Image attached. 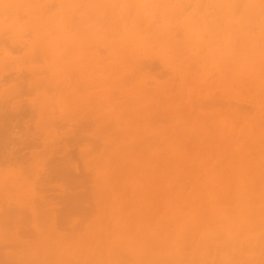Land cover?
Listing matches in <instances>:
<instances>
[{
  "label": "bare ground",
  "instance_id": "6f19581e",
  "mask_svg": "<svg viewBox=\"0 0 264 264\" xmlns=\"http://www.w3.org/2000/svg\"><path fill=\"white\" fill-rule=\"evenodd\" d=\"M173 262L264 264V0H0V264Z\"/></svg>",
  "mask_w": 264,
  "mask_h": 264
},
{
  "label": "rangeland",
  "instance_id": "374dc122",
  "mask_svg": "<svg viewBox=\"0 0 264 264\" xmlns=\"http://www.w3.org/2000/svg\"><path fill=\"white\" fill-rule=\"evenodd\" d=\"M155 64H156V65H155ZM159 64H160V65H159ZM153 65H154V66L149 67V69H147L146 71H148V72L151 71V74L154 76V79H155V80L157 79L158 81H168L170 78H171V79L173 78L172 75L170 74L171 72L169 71V69H166V67H165L164 65H162L163 67H161V63H160V62H158V61L156 62V61H155V62H153ZM157 66H158V67H157ZM159 66L161 67V69H160ZM164 67H165V68H164ZM151 68L153 69V71H152ZM157 68H158V69H157ZM162 69H163V70H162ZM164 69H165V70H164ZM167 70H168V71H167ZM161 71H162V72H161ZM153 72H154V73H153ZM157 72L160 73V75H159ZM162 73H163V74H162ZM166 74H167L168 76H166ZM157 75H158L159 77H158ZM162 75H163V77H162ZM164 75H165V76H164ZM158 78H159V79H158ZM160 78H161V79H160ZM237 88H238V87H237ZM217 91H219V92H217ZM241 91H242V89L238 88V91H236V92H237V94H239V93H241ZM213 93L215 94V95L213 94V95H214V101H212L213 99H212L211 101H210V99L206 100V101H208V103L211 102V104L214 103V102H216V104L214 103V104L211 105V106H210V104H209L210 108H208L207 102H206L205 104H204V103H197V104H196V108H199V107H201V106L203 105V106H202L201 108H199L198 110L201 111L203 114L205 113V114H206V118H207V117H213L212 114H213L214 112H218V111H219V113H224V114H227V113L229 114L230 112H237L238 114H240L241 112H242V114H244V113H249V108H251V107L253 108V109H250V112H251V111L253 112L252 114H255V113L258 112V110H256V109H255V108H254L249 102H247L246 100L239 99V98H236V97H230V98H229L228 96L226 97V96H225V92H223V90H221L220 88H215V90L213 91ZM219 94H221V95H219ZM218 95H219V96H218ZM164 96H166V94H163V95H162V97H164ZM216 97H217V98H216ZM218 97H219V98H218ZM24 99H26V97H23V99H22L23 101H22V102L25 101ZM164 99H165V98H163V100H164ZM229 99L231 100V101L229 102L230 104L228 103ZM20 100H21V98H20ZM163 100L160 99V102H163ZM216 100H218V102H217ZM222 100H223V101H222ZM241 100H242L243 102H242ZM233 101H235V103H237V101H238V105L234 104ZM184 102H187V101H184ZM223 102H225V103H223ZM24 103H25V102H24ZM217 103H218V107L216 106ZM227 103H228L229 105H228V106H225V107H226V108H225L224 105H227ZM232 103H233V104H232ZM239 103H241V104L244 105V106L242 107L241 104H239ZM198 104H199L200 106H198ZM222 104H223V105H222ZM231 104L234 105V106H232ZM245 104H246V106H245ZM247 104H248V105H247ZM219 105H220V106H219ZM230 105H231V107H230ZM235 105H236V106H235ZM249 105H250V106H249ZM197 106H198V107H197ZM240 106H241V107H240ZM247 106H249V107H247ZM182 107H185V105L183 104ZM203 107H204V108H203ZM213 107H214V109H213ZM221 107H223V108H221ZM236 107H237V108H236ZM246 107H247L248 110H246ZM206 108H208V110H206ZM240 108H241V109H240ZM212 109H213V110H212ZM216 109H217V110H216ZM218 109H219V110H218ZM232 109H233V110H232ZM238 109H239L240 111H241V110H242V111L240 112ZM194 110H196V109H194ZM194 110H193V111H194ZM24 111H26L25 108L23 109L22 112H24ZM196 111H197V110H196ZM196 111H195V112H196ZM203 111H204V112H203ZM245 111H246V112H245ZM255 111H256V112H255ZM243 112H244V113H243ZM196 113H197V112H196ZM23 114H24V113H23ZM205 114H204V115H205ZM257 114H258V113H257ZM28 115H29V114H26V117H24L25 115H24V116L21 115V117H18V118H17L18 122H17V121H16V122L19 123V124L22 122V123L24 124V122H27V123L30 122L29 120L33 121L32 117H31L30 115H29V116H28ZM166 115H167V114H166ZM166 115H163V116L165 117ZM163 116H161L160 119H163ZM22 117H24V118L22 119ZM28 117H29V118H28ZM30 117H31V119H30ZM25 118H26V119H25ZM167 118H168V120H167ZM170 119L172 120L171 116H169V117L166 116V117L164 118V120H163V121H166V122H162V123H163L162 125L165 126L166 128H171L172 125H173L174 123H173L172 121H169ZM210 119H211V122H214V121H215L214 118H210ZM167 121L169 122V124H168ZM22 123H21V124H22ZM30 123H31V122H30ZM170 123H171V124H170ZM172 123H173V124H172ZM31 124H32V123H31ZM31 124H29V125H31ZM14 125H16V124H14ZM81 126H82V125H81ZM81 126H79V128H76V129L79 130V129L81 128ZM167 126H168V127H167ZM31 127H32V125L30 126V129H31ZM75 127H76V126H75ZM75 127H74V128H75ZM77 127H78V126H77ZM82 127H83V126H82ZM33 128H34V125H33L32 129H33ZM87 128H88V127H87ZM32 129L30 130L31 132H32ZM84 129H86V128H84ZM90 129L92 130L91 127H90ZM19 130H20V129H19ZM74 130H75V129H72V128L69 129V128H67L66 131H69V132L72 131V133H70V134L68 135V138H69V139L66 138L67 136H65L64 141H65V139L67 140V142H66V143H67V148H68V150L70 151V152L68 151L69 153H67V154H69L68 156H72V157H73V158H72V161L75 160V162H73V163H75V165L78 166L81 160H80V158H79L78 155H77V150H78L77 147L79 148V145H80L79 143H80V142H82V144H83V143H85V140L87 141V140L89 139V138H88L89 136H93L94 133H95V131H94V127H93V130H92V131L89 130L90 132H89V131H85V132H84L83 129H80V130L83 132V133H82V132L79 130L82 134L85 133L83 136L87 135V133H88V135H87L88 137H87V136H86V138H85V137H82V134H81V136H80V137H81V140H79L80 138H77V139H78L77 141H79V142H76V144H75V143H74V142H75V139H76L75 136H76V134L79 136V133H80V132H79V133H76V134L74 135L75 131L78 132L77 130H75V131H74ZM87 130H88V129H87ZM234 130H235V134H237L238 129H235V128H234ZM33 131H34V129H33ZM93 131H94V132H93ZM31 132H28V133H31ZM61 132H62V131H60L59 133H61ZM92 132H93V133H92ZM22 133H23V132H22ZM20 134H21V132H19V135H20ZM33 134H34V132H33ZM92 134H93V135H92ZM25 135H26V134H24V135H22V136L25 137V138H26V137H28V138H27V140L24 138V139H25L24 141H25V143H26L25 145L22 144V145H24V147L18 145V146H20L19 148H22V151H24L25 149H26V150H27V149L29 150L30 148H34V146H35V148H36V147H37V148L40 147L39 145L42 143L41 140H40V141H41V143H40L39 140H37V138L34 137V138L37 140V142L40 143V144H37L36 142L34 143V140H35V139L33 140V139H32L33 137H32V135H31V140H32V142H30V141H31V140L29 139V138H30V135H28V134H27L28 136H25ZM34 135H35V134H34ZM78 136H77V137H78ZM19 137H21V136H19ZM23 137H21V138H23ZM36 137H38V136H36ZM71 137H72V138H71ZM236 137H237V135H236ZM87 138H88V139H87ZM92 138H94V136H93ZM28 139L30 140L29 142H30L32 145L28 144V143H29V142H28ZM38 139H39V138H38ZM22 140H23V139H21V142H22ZM73 140H74V141H73ZM27 142H28V143H27ZM73 143H74V144H73ZM77 143H78V144H77ZM27 144H28V146H26ZM82 144H81V145H82ZM85 144H86V143H85ZM29 145H30V146H29ZM73 145H74V146H73ZM83 145H84V144H83ZM83 145H82V146H83ZM198 145H199V142H197V146H198ZM37 148H36V149H37ZM40 148H41V147H40ZM40 148H39V149H40ZM70 148H72V149H70ZM74 148H75V149H74ZM181 148H182V147H181ZM217 148H218V147L215 145V146H214V152H213V153H215V152H216V153H215L214 157H216V156L218 155V151H217L218 149H217ZM36 149H33V151H35ZM39 149H37V150L40 151ZM41 149H42V148H41ZM20 150H21V149H20ZM26 150L24 151V153H22L23 156L26 155L27 153H30V151H32L31 149L29 150V152H28V150H27V151H26ZM37 150H36V151H37ZM58 150L60 151V149H58ZM62 151H63V149H62ZM60 152H61V151H60ZM56 153H58V154L56 155ZM56 153H55V155L53 156V159L57 158V161H58V160L61 161V162L64 161V164H65V161H67V160L69 161V159H68L67 156L64 157V156L60 155L61 153H64V151L61 152V153H59L58 151H56ZM70 153H71V155H70ZM73 153H74V154H73ZM67 154H66V155H67ZM75 154H76L77 156H76ZM28 155H29V154H28ZM28 155H27V157H28ZM63 155H64V154H63ZM73 155H74V156H73ZM75 156H76V157H75ZM60 157H61V158L63 157V161L61 160ZM59 158H60V159H59ZM64 158H65V159H64ZM53 159H52V163H53V161H55V163H57L56 159H55V160H53ZM70 159H71V157H70ZM79 160H80V161H79ZM59 161H58V162H59ZM61 162H60V163H61ZM60 163H59V164H60ZM51 166H52V165H51ZM51 166H49V167L51 168ZM54 166L57 167L56 164H53V167H54ZM81 166H82V162H81V164H80V167H81ZM56 167H54V168L56 169ZM78 167H79V166H78ZM80 167H79V168H80ZM53 170H54L53 168H52L51 170L48 169V171H50V174H49V172L47 171V173H46V175H48V176H46V178H48L47 180H49V177H52L51 175L54 174V173L51 174V171H53ZM68 171L70 172L71 170L68 169ZM73 171H74V170H73ZM73 171H72V172H73ZM77 171H78L77 174H79V175H81L82 173H84V171H82L81 168H80V170L78 169ZM79 171H80V173H79ZM69 172H68V173H69ZM72 172H70V173H72ZM75 172H76V171H75ZM66 173H67V172H66ZM68 173H67V175H68ZM74 174H75V173H73V175H74ZM69 176H70V175H68V177H67V178H68V179H67V182L69 181L68 183H67L64 179L61 180V179H60V178H62V176H61V177L59 178V179H60L59 182L50 179L49 182H48V185L50 184V185H49L50 187L47 185V186H48L47 189H48L49 191H48L47 189H46V191H48V193H49L48 195H49V196H50V195L53 196V197H51V198H52V199H53V198L56 199V200H54V201H55V203L57 202V204L55 205V209L58 211V212H56V213H58V215H57L58 219H59V215L62 213V210H64L66 207L68 208V206L70 207V205L72 206L73 201L75 202V200H78V199H77V198H78L77 195H80L79 193H82V192H83L82 196H83V195H88V190H89L88 187H89V186L87 185L88 187H85V185H84V186H81V185H80L79 187H80L81 191H80L79 193H77V195H76L75 192H74V197H76V199L74 200V197H73V196H70V192H71V195H73V194H72V191H73V190L71 191L70 189H67V188H72V189H73V188L75 187V184H74L73 182H71V181H73L75 175H74L73 177H71V176L69 177ZM63 177H64V175H63ZM75 177H77V175H76ZM52 178H53V177H52ZM80 178H81V177H80ZM80 178H79V179H80ZM82 178H83V177H82ZM63 180H64L65 183L62 182ZM50 181H52V183H50ZM70 182H71L70 185H72V183H73V186H72V187H70V185H69ZM58 183H59V184H58ZM65 184H66V186H65ZM67 184L69 185L68 187H67ZM61 185L63 186V188L60 187ZM53 187H54V188H53ZM58 187H59L60 189H59ZM65 187H66V188H65ZM76 187L78 188V186H76ZM76 187H75V189L77 190ZM53 189H54V190H53ZM63 189H64L69 195H68L65 191H63ZM52 190H53V191H52ZM58 190H62V191L56 192V191H58ZM68 191H70V192H68ZM74 191H75V190H74ZM62 192H63V193H62ZM46 193H47V192H46ZM55 193H56V195H58V196H55V195H54ZM59 193H60V194H59ZM60 195H61V196H60ZM67 195H68V197H67ZM75 195H76V196H75ZM63 197H64V198H63ZM66 197H67V198H66ZM62 198H63V199H62ZM69 198H70V199H69ZM71 198H73V200H72ZM79 198H83V197L80 196ZM57 199H58V200H57ZM68 200H70V201H68ZM85 200H86V199H85ZM59 201H60V202H59ZM63 201H64V202H63ZM67 201H68V203H67ZM82 201H84V200H82ZM85 202H86V201H85ZM58 203H59V204H58ZM61 203H64V204L66 203V204H68V205L65 207L66 204L64 205V204H61ZM88 204L90 205V203H88V201H87L84 205L87 206ZM62 207H63V208H62ZM64 207H65V208H64ZM60 210H61V211H60ZM59 211H60V212H59ZM59 213H60V214H59ZM83 218H84V217H83ZM59 220H60V219H59ZM199 231H201V232H200V233H201L200 235H203V231H202V230H199ZM166 239H168V238H166ZM171 240H172V239H170L169 242L172 244ZM187 248H188L189 252H192V249H189L190 247H187ZM170 264H171V263H170ZM173 264H175V262H173Z\"/></svg>",
  "mask_w": 264,
  "mask_h": 264
}]
</instances>
